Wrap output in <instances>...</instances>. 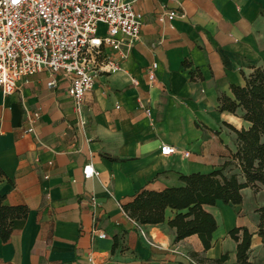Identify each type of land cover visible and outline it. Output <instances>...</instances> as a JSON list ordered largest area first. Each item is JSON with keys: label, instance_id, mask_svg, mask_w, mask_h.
I'll return each mask as SVG.
<instances>
[{"label": "crops", "instance_id": "0c3cea01", "mask_svg": "<svg viewBox=\"0 0 264 264\" xmlns=\"http://www.w3.org/2000/svg\"><path fill=\"white\" fill-rule=\"evenodd\" d=\"M163 8H177L185 19L160 21ZM135 9L143 26L123 71L95 80L80 116L61 75L52 89L42 72L19 81L11 96L0 91V195L5 206L28 209L0 241V264H215L224 254L223 264H236L228 236L234 228L252 235L248 262L264 264L256 213L264 187L243 189L240 205L203 207L217 225L205 252L196 236L173 242L170 211L164 223L137 228L121 210L143 190L178 187L181 175L230 162L234 131L249 124L240 110L219 112L217 98L231 97L230 87H243L255 68L264 70V0H141ZM33 113L39 118L27 134ZM162 145L177 153L162 157ZM86 166L96 174L89 180ZM234 173L233 164L224 170Z\"/></svg>", "mask_w": 264, "mask_h": 264}, {"label": "built area", "instance_id": "2783aa9c", "mask_svg": "<svg viewBox=\"0 0 264 264\" xmlns=\"http://www.w3.org/2000/svg\"><path fill=\"white\" fill-rule=\"evenodd\" d=\"M140 1L0 0L2 95L11 96L19 81L42 72L49 76L47 88H55L56 76L61 75L68 79L66 93L75 114L80 116L84 97L93 90L95 80L101 75L123 71L121 64L139 39L143 26V17L135 9ZM163 19L184 20L185 14L177 8H163L159 20ZM155 69L156 65H152L148 74L150 82L154 80ZM38 118L39 113L28 118L27 134L33 132L32 126ZM159 152L162 157H168L177 150L162 145ZM188 156L184 154L185 158ZM95 175L90 166L82 169L85 180ZM90 202L99 208L94 198ZM181 255L191 261L189 256Z\"/></svg>", "mask_w": 264, "mask_h": 264}, {"label": "trees", "instance_id": "16d2710c", "mask_svg": "<svg viewBox=\"0 0 264 264\" xmlns=\"http://www.w3.org/2000/svg\"><path fill=\"white\" fill-rule=\"evenodd\" d=\"M264 18V9L260 10ZM187 66L186 63L183 64ZM194 80L192 74L190 77ZM243 87L231 86V97L220 95L217 98V110L235 114L242 112L241 118L249 124L247 130L234 131L235 152L230 162L207 174L193 173L179 176L178 187L165 188L161 191L143 190L137 193L130 202L121 206L127 218L140 226H155L165 222L166 212L172 217L167 226L175 231L173 242L178 243L188 237L196 236L203 251L212 246V236L217 229L213 216L206 212L204 206H214L216 202L236 206L242 201L241 191L251 189L254 193L264 187V70L255 68L244 78ZM109 162L116 160L103 156ZM233 164L237 173L226 175L224 170ZM4 177L0 169V180ZM258 214L257 235L264 242V207L256 210ZM26 206H5L0 195V241L6 243L11 235L13 221L27 218ZM236 244V264H250L249 248L252 235L244 228H234L228 233ZM118 246L113 239L112 250ZM224 254L215 260V264L228 261Z\"/></svg>", "mask_w": 264, "mask_h": 264}]
</instances>
